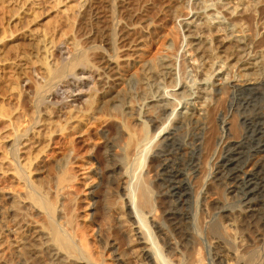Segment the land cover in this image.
Here are the masks:
<instances>
[{
  "label": "bare ground",
  "instance_id": "obj_1",
  "mask_svg": "<svg viewBox=\"0 0 264 264\" xmlns=\"http://www.w3.org/2000/svg\"><path fill=\"white\" fill-rule=\"evenodd\" d=\"M177 1L183 3L185 0ZM222 1H227V3ZM218 2H222L221 7L217 6L216 8L217 4L209 6L206 5L207 7H204L205 10L203 12L197 11L191 16H187L185 18L187 20L193 16H195V18L194 20L184 22L183 25H185V28H182L184 30L183 32H186L183 41L186 39L185 42H187V44L184 42L187 45V54L185 58H181L182 61L185 65L187 64L194 70L196 80L204 77L208 80L209 75H212L217 71L212 82L207 84L201 82L195 88V91L192 89V91H190L189 87L191 85L189 87L187 86L188 84L183 86L180 84L181 80L178 82V80L173 81V79H171L172 76L174 77L175 68L177 67L176 63L164 61L160 65L159 73L156 78L155 75H147V78L139 81L140 85L139 88L136 87L137 90L131 89L130 85L127 86L129 83L127 81L126 83L124 81V93L116 90L117 86L122 85L119 75L114 79L107 80L108 85L104 87V90H106H103L102 93L101 103L102 105L106 104L108 110L113 108L118 109V107H120L122 110L121 114L127 121L138 122V124L141 123L143 125H146L147 122H151V127L153 128V136L149 137V140L148 137H137L138 139H136L138 141H135V138H133L135 146H132L130 154L136 159V157H139L142 152L147 154L148 152H151L150 158H152L155 162L156 168L154 182L157 187V195H155L158 196L161 204V209L159 208L161 220L154 217L153 211L155 210L152 209L155 206L152 203L154 200L151 195L152 191L150 192V187L147 190L148 186H145L143 190L142 185H140V182H142L141 180L143 179L141 178L140 182H138L135 175L133 176L129 174L130 169L133 172L135 165L133 164V166L130 163L133 169L130 168L129 165L130 169L127 171L126 169L124 170L119 163L114 162L115 160L112 161V159H114L113 155L111 160H109L110 158L108 155L109 162L107 161V163H109L107 168L109 176H111V181L113 179L114 185L118 186L121 192L120 195H122L125 200V213H123L121 209L117 212V214H119V219L123 220V218H127V221L129 220L128 222H130V220L132 221L131 225H133L132 233L134 235V239L131 240L132 242L130 241L131 245L129 246L130 249H132L131 253L136 264H169L168 257L166 260L164 257H160V252L162 253V251L159 245L158 247L155 246L153 242L155 238L152 240L153 235L151 233L154 231H156L159 241L161 240L163 244L162 249H165L167 255L172 259L171 262H175V264H201L202 260L199 259V249L201 248L203 240L201 241V237L197 232V228L201 229V226L202 230H204H201L204 232V238L206 237L205 239H207L208 243H210L212 246L211 248L214 249V264L264 263V48L260 51L254 50L255 47L261 44V35H259V31L263 30L264 32V20H262V16L264 14V0H247L249 4H247V6H249L250 13H247L248 10L247 12H241L239 10L240 8L238 9L237 7L238 4L236 0H218ZM242 2L243 1L241 0V4ZM247 6L244 10L247 9ZM187 9L189 10V7ZM220 15H222V18L227 20H225L226 22H233L234 28H232V32L227 31L229 28L225 31V28L230 25H227L226 23L224 24L223 21H221L223 22L221 23L218 20ZM223 24L227 26H224ZM233 24L231 25L232 27ZM244 24H248L249 27L254 26V30L252 31L255 36H258L254 38L253 41L251 40L250 46H245L244 41L246 39L244 35H242L243 32L240 33V31H237V29H242ZM245 30L246 29H244V31ZM115 32L116 27L114 33ZM233 32H235L236 35H234ZM211 33L214 35L216 34L214 40L212 38L210 39V37L213 36ZM38 39L32 37L30 39L33 44V52L37 54L43 53L44 55L47 53L46 50L49 46L47 47V45H45L46 41L44 44L40 39ZM69 40L66 38L55 47V50L58 53L57 57L59 56L58 61H60L58 63H61V67L58 66L59 68H55L52 66V68L51 66H48V64L46 67H43L41 63V66L44 68H41V70H44V73L46 71L48 78L46 79L44 76L47 81L42 83L41 86L37 83L39 86L34 96V98H36V100H34L36 103L34 104L35 106H33L36 109V118L32 119L31 125L27 127L23 133L19 134L16 131L17 134L15 133L14 139L10 143L13 155L19 154L20 145L26 148V141L30 144L28 137L34 132V129H39L44 122L50 123L48 121L49 117L52 116H50V109L55 108L57 111L55 113L59 114L57 117L62 120L65 115V109L76 107L75 104L73 105L74 101L68 102L69 97L67 95L68 92L70 93L69 90H72L70 94H73V92H79L83 86L88 84L84 80H90L89 82L92 85L96 80L93 74L95 71L92 73V71L87 68L88 66H82L86 65V62L88 61L86 50L83 49L85 51H77L69 48L71 43ZM211 43L212 46H209ZM256 43L258 45H256ZM202 45L206 46V48L209 46L208 48L211 50L213 47V51H207V49ZM226 46H232L231 48L236 50L233 54L229 51L231 57L237 53L235 57L233 56L232 60H229H234L232 67L227 64V59H231V57L226 56L223 60L220 55H216L217 53H214V51L217 52L216 50H218V53L223 54V51L226 52L225 49L228 48ZM101 48L102 47H98V49ZM94 49L95 48H93V50ZM239 52L240 54L242 53L240 56L238 55ZM257 53H260L261 56L257 55ZM45 57H47L46 54ZM106 62L107 70L111 66L113 67H111L110 70L115 69V65L112 60L108 58ZM231 68H234L237 73L233 74L231 72L233 69L231 70ZM65 69L75 72L72 73V75L74 74L73 77H76L77 80L73 82V84L72 82L71 84L68 83L65 81L66 78H63L66 76L65 72L69 73V71ZM64 70L65 72L63 75ZM42 78V76L41 78L39 76L40 83L44 80H42ZM62 78L64 80L61 81ZM150 79L151 81L152 79L153 81L156 80L155 84L158 82V85L153 88L152 93L150 90L149 95H145L147 97L143 98L144 101L138 108L139 111H136L133 99L140 96V89L141 91L143 90V87H145L144 90L146 89V86L151 82ZM203 80L204 79L201 81ZM167 81L169 82L167 83ZM193 82V84H195V81ZM198 82H200V80ZM170 84H172L173 87H170ZM211 88H214V91H219L217 94H213L214 96L212 95V98L214 99L213 101H209L207 98ZM208 89L210 90L207 91ZM229 89H231V91L234 89L240 92L237 96L234 95L236 97L233 96L234 102L232 103H234V105L237 104L236 106H233L236 107V109L234 113L229 111L230 115L228 114L229 112H227L221 118L219 127L220 131L216 133V128L218 126L216 127L215 125V121L217 120L215 117L223 102L225 103V95L223 96L222 92H228ZM24 90V93H28L26 92L25 87ZM179 90L181 91L177 92ZM146 91L147 90L144 92ZM182 94H185V98H183V101H179L178 95L182 96ZM156 111H158V113L163 112L160 114V117L167 114V116L173 118L171 115H175V120H173L174 124H171L172 127L169 126V121L165 119V123H162V118L160 120V117L156 115ZM233 118L242 120L240 124L243 123V134L240 135L237 133L240 135L238 137H234L232 134V132L234 133L237 128V126L235 128L232 121ZM77 127L78 124L77 126H72V129ZM39 132H41V129ZM39 132L36 131L34 133L39 134ZM81 135H79V139L82 138ZM134 136L132 135V137ZM129 137H131V133L128 134V138ZM81 142L82 140L80 143ZM110 149L113 150L114 148ZM198 150L199 153L196 155L195 152H198ZM143 155L145 154L142 153L141 156ZM131 156L128 154V160ZM17 158L18 155L16 159ZM135 159L134 161H136L139 166V162L142 164V161L144 160H142V157L141 159L139 157V162L138 159ZM130 161L133 162L131 159ZM17 163L18 162L16 160V164ZM40 163L31 164L32 168L27 174L24 173V175V170H22V172L19 170L22 169L20 164V166L17 164L14 170L15 173L17 172L18 178L26 183H24V185L31 188V192L28 190L29 193L25 199L28 200V202L25 201L26 207H30V209H33L36 214L38 213L41 216V220H30L32 217L28 218L29 215H27L28 217L25 215L28 212L24 213L25 205H21V201H19L20 199L18 197L6 198L4 195H1L2 197L0 196V202L3 197L7 202H9V204L7 203L8 209L6 208L7 219H5L6 221L9 220L12 224L11 228H9V225V227L6 228L0 227V264H49L44 262V256H47V258L51 261L50 264H103L100 263L99 259V261H97V257L96 259H94V257L89 258V253L86 251V249L88 250L87 245L85 246L86 249H83V251H85L88 256L85 252H82L83 240L81 238H85V232L83 236L81 232L82 230L79 227L77 228L80 230L79 232H81L79 233L81 237L79 240L78 236L74 233L75 231L78 233L76 229L72 232L67 226L61 224L62 221L58 222L55 219V216H58L59 214V210L56 208L54 202L52 203L49 201V197L46 199L42 196L44 189L43 192H40L41 189L38 186L39 184H36L39 181L43 170ZM16 164H14V166ZM248 167H250V170L247 169ZM135 170L137 169H134V173ZM18 183L20 184L21 182ZM212 186H218V188L220 187V189H224L223 193L225 191V196L224 194L222 196L225 198L223 200H227L231 203L233 201L236 202L234 208L227 207L228 202H221L214 207L216 220L221 229H219L220 232L217 231V235L207 230L208 228L205 225V222L207 221H205V216L206 214H210L212 210L208 213L209 208L206 204L204 205L202 203L200 206L198 205L199 199H203L207 194V190H210L209 188ZM56 190L58 189L56 188ZM26 193L27 192L25 190L24 194ZM24 194L23 197H25ZM45 196L47 197L46 194ZM58 197V201L61 202ZM155 198L156 197L154 196V199ZM60 204L62 206V203ZM228 204L230 205V203ZM190 208L194 210V214ZM157 212L155 213L156 216L158 214ZM207 217L209 218V216ZM34 218L36 219L35 215ZM145 218H149L150 220V222H148V224L150 223V229L152 228L151 230L153 231L155 228L156 230L151 232L146 230L148 228L145 229V225L147 223L145 222ZM69 225L71 226V224ZM82 225L83 224H81V228ZM77 226L75 225V228ZM84 226L85 225H83V227ZM84 229L85 228H83V230ZM221 231L224 234V238H222ZM12 233L13 235L15 233L13 239L14 241L9 240V236L11 238L12 236L10 234ZM9 241L13 242V244H11L13 245L11 249L13 250L12 252H10L11 245L9 244ZM109 248L115 250L112 245H110ZM113 253V264H122L120 262L121 260L119 255L115 254V252ZM163 255L164 254H162V256ZM202 258L204 261V257ZM108 264H112L110 263V260Z\"/></svg>",
  "mask_w": 264,
  "mask_h": 264
},
{
  "label": "rangeland",
  "instance_id": "obj_2",
  "mask_svg": "<svg viewBox=\"0 0 264 264\" xmlns=\"http://www.w3.org/2000/svg\"><path fill=\"white\" fill-rule=\"evenodd\" d=\"M185 1H183L182 3L177 0H0V196L4 195L6 196V198L18 197L20 199L19 201H21V205H25L26 202H28V200H25L26 196L29 191L31 192V188H29V186L27 185H24L25 182L21 181V179L18 178L17 172L15 173L14 169L17 164H20L21 166H19L22 167V169L19 170L21 172L22 170H24V175V173L27 174L28 171L32 168L31 164L33 165L34 163L41 162L40 164L43 169L42 175L39 181H36L37 183H35L39 184L38 186L41 189L40 192H43L44 189V195L42 193V196H44L46 199L49 197L50 200H48L52 203L54 202L56 208L59 210V214L58 216H55V219L58 222L62 221L61 224L67 226L72 232H74V230L76 229L78 233H76V231L74 233L76 236H78L79 240L81 238L79 233L82 232L84 236L85 232V238H81L83 240L82 252H85L83 251V249H86L85 246L87 245L88 250L86 249V251L89 253V258L94 257V259H96L97 257V261L100 260V263L103 264H108L109 260L110 263L113 264V252L119 255L121 260L120 262L122 264H136L135 259L133 258V255L131 253L132 249H130L129 246L131 245V240L134 239V235L132 233L133 225H131L132 221L130 220V222H128L129 220L127 221V218H123V220L119 219V214H117V212L119 209H121V211L125 213V200L124 197L120 195L121 192L118 186L114 185L113 179L111 181V176H109V171L107 168L109 164L107 163V161L109 162V160H111L113 156L114 159H112V161L115 160L114 162L119 163L122 168H124V170L126 169L127 171H129V169L132 168L131 164L135 165L134 169H137L135 170V173L137 174L134 173L133 168V172L130 169V173H128L133 176L135 175V178L138 180V182H140L141 178L144 180H141L143 183L146 181L144 183V186L142 182H140V185H142L143 190L145 186H148L147 190L150 187V192L152 191L151 195L153 196L154 200L152 201V203L155 206L153 207L152 205V210H155L153 211L154 217L158 220H161V216L159 215L161 204L158 196H156L157 187L154 182V174L156 168L155 162L152 158H150L151 152H148V154L142 152L143 154H145L143 156H141L142 153H140V155L138 154L140 159L141 157L142 160L144 159V162L140 160L142 161L143 165L141 164V162H139L138 156L135 159L130 154L132 146H135L133 138H135L136 141L138 139L137 137H148L149 140V137L153 136V128L151 127L152 123L147 122L146 125H143L141 123L138 124V122L127 121L122 116V110L118 106V109L113 108L111 109V111L107 109L106 104H103L105 106L104 108L101 103V99L104 87L108 85L107 80L114 79L115 77L120 75L122 85L117 86L116 90H118L119 92L122 91V93H124V81L125 83L126 81L129 82L127 86L130 85L131 89L137 90L140 85L139 81L147 78V75H155L156 78L162 62L168 61L170 63H176L177 66L175 68L174 77L172 76L171 79H173V81L178 80V82L179 80H181L180 84L183 86L187 84L188 87L190 85L192 87L195 86L194 88H192L191 86L189 87L190 91H195V88L199 83L204 82L207 84L212 82L213 78L215 77L214 75H216L217 73L216 71L212 75H209L208 80H206L205 77L196 80L194 70L187 64L185 65L181 59L185 58L187 54V42H185L186 39H184L183 41L186 32H183L184 30L182 28H185V25H183L184 22L194 20L195 18V16H193L192 18L187 20L185 19L187 16H191L197 11L203 12L209 5L217 4L216 8L217 6L221 7V3H227V1H222L221 3H219L218 0ZM242 1L243 2L241 4V0H236L238 9L240 8L239 10L241 12H247L248 10L247 13H250L249 6H247V0ZM246 6L247 9L244 10ZM188 7L189 10L187 9ZM263 16L262 20H264ZM218 20L220 22L223 21L224 24L226 23L227 25H230L225 28V31L228 28V32L233 31V22H226L227 20L222 18V15H220ZM232 24L233 27L231 26ZM244 25L242 29H237V31H240V33L243 32L242 35H244L246 39L245 41H247H244L245 46H250L251 40L253 41V39L258 36H255L254 32L252 31L254 30V26L249 27L248 24ZM115 27L116 32L114 33ZM244 29L246 30L244 31ZM233 33L234 35H236L235 32ZM27 34L30 35V39L31 37L35 39L39 38L42 43L46 41V44H44L47 45V47L49 46L46 50L47 53H45L47 57H45V54L43 55V53L37 54L33 52V44L29 39V35ZM211 35L213 36L210 37V39L212 38L214 40L216 34L214 35L211 33ZM259 35H261V44L255 47V51H260L262 48H264L263 30L259 31ZM66 38H68V40L70 39L69 42H71L69 48L77 51L86 50L88 55V63L86 62V65L82 66H88L87 68L90 69L92 73L95 71L93 74L96 80L93 82V85L89 82L90 80H84L88 84L86 86H83V88L81 89L82 91L80 90L79 92H73V94H70L72 90H69L70 93L68 92L67 95L69 97L68 102L74 101L73 105L75 104L76 107L65 109V115L62 120L57 117L59 116V114L55 113L57 112L55 108L50 109V116H52L49 117L48 115V121L51 124L48 122H44L39 129H34V132H39V130L41 129V132H39L40 135L37 133L35 134L32 130L34 134L31 133V137H28V139L30 140V144H28V141H26V148L24 146L22 147V145L19 146L20 150L18 152L19 154H17L18 158L16 159L17 155L14 154L16 157L13 155L10 143L13 141L16 131L19 134L23 133V131L31 125L32 119L36 118V109L35 107H33L36 103V101H34L36 100L34 96L39 86L38 84H40L41 86L42 83L47 81L45 80V78H48L46 71L45 75V73L43 72L44 70H41V68L44 69L43 67H46L47 64L48 66H53L55 68H59L62 66L61 63H58L60 61H58L59 56L57 57L58 53L55 50V47ZM256 45L258 44L256 43ZM209 46H212V43ZM209 46H207V48L206 46H204L207 51L211 50L210 48H208ZM98 47L102 48L98 49ZM226 47L228 48L225 49L226 52L223 51V54L218 53V50H216L217 52L214 51V53H217L216 55H220L223 60L224 58H226V56L231 57V54H233L236 50H234V48L232 49V46ZM93 48L95 49L93 50ZM211 51H213V47ZM229 51L231 52V54ZM236 54H234L233 56L235 57ZM241 54L239 52L238 55L240 56ZM257 55L261 56L260 53H257ZM233 56L231 57V59L228 58V61L226 60L228 66L230 67H232L234 64V60L229 61L233 59ZM108 58L113 61L115 69L110 70V68L113 67L111 66L107 70L106 60H108ZM41 63L43 67L41 66ZM232 69L233 71L231 72L233 74H236L237 71L235 72V69L231 68V70ZM65 70L63 71V75ZM72 73L75 72H65L67 77H63L64 79L66 78L67 80L65 79V81L70 84L71 82L73 84V82L77 80L76 77H73L74 74L72 75ZM39 76L40 78L42 76V80L44 79L45 81L43 80L40 83ZM63 78L61 79V81L64 80ZM202 79L204 80L201 81ZM192 80L195 81V84H193L194 82ZM199 80L200 82H198ZM155 82L156 80L153 81L152 79V81L146 86L145 90L147 91L144 92L145 87H143L142 91L141 89L139 90L141 93H139L141 97L139 96L133 99V103L135 105L134 108H136V111L142 105L144 101L143 98L147 97L145 95H149L150 90L152 93L153 88L158 85V82L156 84ZM168 82L169 81H167V83ZM170 85V87H173L172 84ZM24 87L26 88V92L28 93H24ZM209 90L210 89H208L207 91ZM233 90L234 89H232V91ZM180 91L181 90L177 92ZM232 91L231 89H229L228 92H222L223 96L225 95V103L223 102L220 108L221 110L219 109L215 117V119H217L215 121V125L216 127L218 126L216 128V133L220 131L219 127L221 118L229 111L233 113L235 112L236 107L233 106H236L237 104L234 105V103L232 102H234V97H236L237 94H240V92L236 90H234L233 92ZM218 92L219 91L217 90L214 91V88H211L209 96L207 97L209 101H213L214 99L212 98V95H215ZM183 98H185V94H182V96L178 95L179 101H183ZM229 102H231L232 104ZM228 105H230L231 108ZM158 111H156V115L160 117V114H162L163 112L158 113ZM228 114L230 115V112ZM166 116L167 114L160 117V120L162 118L161 122L165 123V120H167L169 121V126L172 127L171 124H174L173 120H175V115H171L173 116V118ZM232 121L235 125V128L237 126L235 132H232V134L234 137H238L243 134V123L240 124L242 120L233 118ZM44 124L48 125L46 126ZM77 124L79 128L77 127L72 129V126H77ZM129 133H131V137L128 138ZM237 133L240 135H238ZM79 135H81V139L78 138ZM132 135L135 136L132 137ZM81 140L82 142L80 143ZM110 148L114 149L111 150ZM109 151L110 154H113L110 155ZM198 153L199 150L198 152H195L196 155ZM128 154L131 156L129 158L133 160V162L130 161V159L128 160ZM108 155L110 159L108 158ZM134 159H138L140 166L137 165V162L134 161ZM16 160L18 162L17 164ZM14 164L16 165L14 166ZM24 167L26 168V170ZM247 169L250 170V167H248ZM18 182H21L22 184H19ZM55 187L58 190H56ZM23 189L24 191L26 190V194H24ZM209 189L210 190H207V192L205 191L207 193L206 196L203 199H199L198 205L200 206L202 203L204 205L206 204V206L209 208L208 213L210 212V210H212L210 214H206L205 216V221H209H206L205 225L208 228L207 230L217 235L221 229L216 220L214 207L221 202L226 203L228 201L223 200L225 198V191L223 193V188L220 189V187L218 188V186H212ZM23 194L25 197H23ZM45 194L47 195V197L45 196ZM223 194L224 196H222ZM154 196L156 197L155 199ZM57 197L59 198V200H61V202L58 201ZM2 201L0 202V216H3L0 217V222H2L0 223V227L6 228L10 226L9 228H11V222L9 220L6 221V211L8 209L9 202H7L4 197L2 198ZM22 202L25 203L23 204ZM60 203H62V206ZM228 203H230V205ZM228 203L227 207L229 208H234L236 205L235 201H233L232 203ZM24 207V213L28 212L25 215H29V217L27 216L28 218L32 217L30 220H41V216L38 213L36 214L33 209H30V207H26V205ZM60 207L63 208L61 209ZM190 209L192 210V212L194 211L192 208ZM156 212L158 213L157 216L155 214ZM34 215L36 219L34 218ZM59 216H61L62 218ZM207 216H209V218ZM145 219V222H147L146 225L144 224L145 229L148 228L146 230H149L151 232L156 230L154 228L152 231V228L150 229V223L148 224V222H150L149 218ZM69 224H71V226L73 225V229ZM81 224L85 226L83 227L82 225L81 228ZM75 225L78 226L75 228ZM78 227L82 230L81 232H79L80 230L77 229ZM83 228L85 229L83 230ZM201 230L202 226L201 229L197 228V232L201 237V241L203 240L201 248L199 249V259L202 260L201 264H214V249L211 248L212 246L210 245V243H208L207 239H205L206 237L204 238L205 235L204 232H202L204 230ZM151 234L153 235V238L151 237L152 240L155 238L153 240L155 246L158 247L159 245V247L161 248L162 253L160 252V257H164L165 260L168 257V263L175 264V262H171L172 259L167 255L166 250L162 249L163 244L161 240L159 241L156 231ZM221 234L222 238H224V234L222 233V231ZM10 235L12 237L10 238L9 236V240L12 241L14 239L15 233L14 235L13 233ZM11 241H9L10 245L13 244V242ZM110 245H112L115 250L109 248ZM12 247L13 245H11L10 247V252L13 251L11 250ZM162 254L164 255L162 256ZM86 255L88 256L87 253ZM202 257H204V261ZM44 262L49 264L51 263L47 256H44Z\"/></svg>",
  "mask_w": 264,
  "mask_h": 264
}]
</instances>
